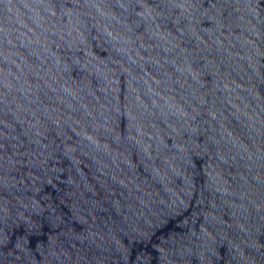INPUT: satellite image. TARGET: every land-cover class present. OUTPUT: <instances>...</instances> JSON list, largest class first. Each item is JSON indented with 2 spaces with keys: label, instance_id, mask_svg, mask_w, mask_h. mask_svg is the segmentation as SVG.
<instances>
[{
  "label": "water",
  "instance_id": "95a60500",
  "mask_svg": "<svg viewBox=\"0 0 264 264\" xmlns=\"http://www.w3.org/2000/svg\"><path fill=\"white\" fill-rule=\"evenodd\" d=\"M0 264H264V0H0Z\"/></svg>",
  "mask_w": 264,
  "mask_h": 264
}]
</instances>
